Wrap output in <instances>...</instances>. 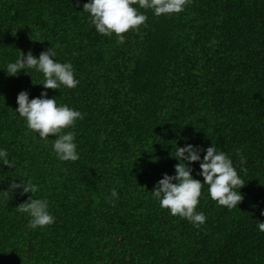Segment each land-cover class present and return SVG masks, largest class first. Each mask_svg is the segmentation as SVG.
Returning a JSON list of instances; mask_svg holds the SVG:
<instances>
[{
	"label": "trees",
	"instance_id": "16d2710c",
	"mask_svg": "<svg viewBox=\"0 0 264 264\" xmlns=\"http://www.w3.org/2000/svg\"><path fill=\"white\" fill-rule=\"evenodd\" d=\"M86 2L0 0V148L16 164L0 165V264H264V0H190L160 17L139 9L147 21L123 44L96 31ZM50 47L79 80L46 90L83 114L64 130L75 133V162L15 112L19 92L45 91L42 74L3 68ZM188 143L224 151L244 183L231 209L204 185L199 227L151 192L175 174L174 145ZM21 177L39 186L53 224L29 229L16 211L31 196L10 189Z\"/></svg>",
	"mask_w": 264,
	"mask_h": 264
},
{
	"label": "clouds",
	"instance_id": "9594fccd",
	"mask_svg": "<svg viewBox=\"0 0 264 264\" xmlns=\"http://www.w3.org/2000/svg\"><path fill=\"white\" fill-rule=\"evenodd\" d=\"M189 2L190 0H87L83 4L82 12L89 14L90 23L99 34L105 36L115 34L117 42L123 44L124 33L129 30L138 32L140 26L147 21V15L139 9H151L156 17H160L184 11ZM3 68L10 76L17 75L21 70L29 74L31 70L42 74L43 78L39 83L43 85L45 91L31 99L26 90L19 92L15 112L26 121L27 128L38 134L39 138L47 140L50 134L56 137L53 139L52 149L60 161H77L79 153L75 133L64 130L74 127L78 119H83V114L67 104L58 103L55 96L50 98L46 91L61 90L62 87L72 89L79 84L72 63L60 62L57 59V52L50 47L42 51L38 57L31 50L27 55L21 51L14 62L7 63ZM172 156L179 161L174 166L175 174L164 173L151 191L161 208L169 210L171 215L187 219L195 227L203 225L207 217L203 212H197L196 208L204 185L208 186V194L212 200L229 209L238 206L243 199L240 189L244 183L232 159L214 144L206 149L190 143L184 146L176 144ZM196 162L199 163L196 175L202 176L203 182L194 178L193 165ZM0 165L9 168L16 165L4 148H0ZM21 178L23 179L19 183L13 181L10 189H21L22 194H31L27 201L16 207L17 212L30 218L27 227L36 229L53 224L55 217L50 212L49 201L35 195L39 191V186L26 177ZM111 196L118 197L115 188ZM257 227L264 231V221H260Z\"/></svg>",
	"mask_w": 264,
	"mask_h": 264
}]
</instances>
